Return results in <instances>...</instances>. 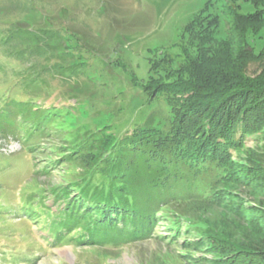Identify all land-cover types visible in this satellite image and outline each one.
<instances>
[{"label": "rangeland", "instance_id": "374dc122", "mask_svg": "<svg viewBox=\"0 0 264 264\" xmlns=\"http://www.w3.org/2000/svg\"><path fill=\"white\" fill-rule=\"evenodd\" d=\"M232 1L0 0V30L12 24L58 29L63 38L51 43L59 45V55H67L51 61L47 86L31 92L33 99L39 97L38 104L58 109L47 142L36 138L30 149L14 133H0V264H208L247 253L264 259V110L257 117L260 123H250L247 132L226 143L227 150L220 149L217 175L203 189L199 180L198 198L157 208L150 237L79 244L72 238L77 232L54 224L59 208L65 207L62 202L52 195L43 199L49 213L34 202L81 172L79 165L59 159L74 137L93 132L91 139L105 137L110 145L152 109L160 114L155 131L171 128L166 117H173L172 97L181 100L196 93L193 70L205 65L194 42L197 21L208 10L218 25L210 42L214 49L222 46L231 40L227 24L232 22ZM253 43L257 51L263 45L256 38ZM6 53L0 44V122L6 101L14 97L11 91L25 81L18 73L21 62L11 64ZM258 70L259 64L251 62L248 73ZM199 158L207 169L211 158ZM54 160L48 174L42 173ZM210 188L216 199L205 195ZM28 208L40 211L37 220L25 214Z\"/></svg>", "mask_w": 264, "mask_h": 264}, {"label": "trees", "instance_id": "16d2710c", "mask_svg": "<svg viewBox=\"0 0 264 264\" xmlns=\"http://www.w3.org/2000/svg\"><path fill=\"white\" fill-rule=\"evenodd\" d=\"M229 8L232 22H228L227 28L231 40L216 49L210 35L217 30V21L209 17L208 10H205L208 16L197 21L194 42L205 65L195 66L193 70L198 80L191 85L196 93L182 101L172 97L173 117H166L169 130L155 131L160 114L152 109L142 123L110 145L105 137L91 139L93 132L83 138L76 136L67 143L68 150L60 153L59 159L79 165L81 172L34 199L48 213L50 208L44 201L48 195L63 203L65 207L59 208V217H54L56 228L77 232L72 238L79 244L150 237L159 218L157 208L198 198L199 180L203 181V189L207 181L215 178L217 158L227 150L226 143L235 142L248 127L260 123L257 117L264 110V0H233ZM62 38L58 29H31L12 24L0 30V44L7 48L11 64L21 62L23 67L18 73L25 80L11 91L14 97L6 101L0 133H14L30 149L35 148L36 138L47 142L45 138L52 133L49 127L58 109L38 104L39 97L33 99L31 92L39 93V87L47 86L45 75L52 71L51 61L67 56L59 55V45L51 43ZM255 38L263 42L258 51L253 43ZM20 47L23 49L17 51ZM251 62L259 64L255 74L248 73ZM10 68L11 72L15 69ZM66 68L73 72L70 66ZM34 86L36 89H32ZM107 153H110L108 157L103 158ZM199 156L211 158L207 169L205 160ZM56 163V160L48 163L41 169L42 173L48 174V169ZM210 186L214 187L215 183ZM213 191L210 188L205 195L216 199L211 195ZM26 211L35 220L41 214L30 208ZM174 224L171 230L175 229ZM59 238H62L60 234ZM253 257L250 253L217 257L208 264L264 263V259Z\"/></svg>", "mask_w": 264, "mask_h": 264}]
</instances>
